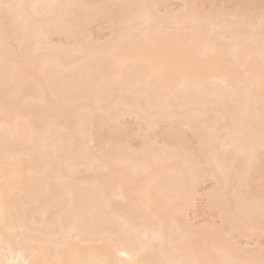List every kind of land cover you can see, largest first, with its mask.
<instances>
[{"label": "bare ground", "instance_id": "obj_1", "mask_svg": "<svg viewBox=\"0 0 264 264\" xmlns=\"http://www.w3.org/2000/svg\"><path fill=\"white\" fill-rule=\"evenodd\" d=\"M0 264H264V0H0Z\"/></svg>", "mask_w": 264, "mask_h": 264}, {"label": "rangeland", "instance_id": "obj_2", "mask_svg": "<svg viewBox=\"0 0 264 264\" xmlns=\"http://www.w3.org/2000/svg\"><path fill=\"white\" fill-rule=\"evenodd\" d=\"M94 29H96V28H94ZM94 29H92L91 32H93V33L95 34L96 30L93 31ZM90 30H91V29H90ZM90 30H89V31H90ZM93 33H92V34H93ZM128 119H129V118H128ZM126 120H127V119H126ZM126 120H125V122H124V121L122 122V124H124L125 126L127 125V126L130 127V123L132 122L131 127H133V126H134L135 128H136V127H138V128L141 127V126H137L136 124H134V123H133V122H134L133 120H129V121H128V120L126 121ZM133 124H134V125H133ZM132 125H133V126H132ZM136 129H137V128H136ZM141 129H142V127H141L139 130H141ZM134 143H136V142H134ZM134 143H132V144H134ZM207 180H208V179H207ZM207 180H206V181H207ZM209 181L211 182V185H209V184H210ZM209 181L206 182V184H207V186L210 188V186L212 187L213 183H212L211 180H209ZM206 184H205V187L207 188Z\"/></svg>", "mask_w": 264, "mask_h": 264}]
</instances>
